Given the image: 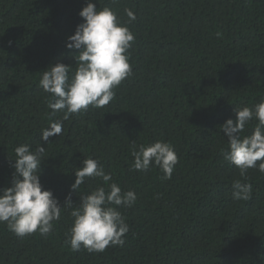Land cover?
I'll list each match as a JSON object with an SVG mask.
<instances>
[{
  "label": "trees",
  "instance_id": "1",
  "mask_svg": "<svg viewBox=\"0 0 264 264\" xmlns=\"http://www.w3.org/2000/svg\"><path fill=\"white\" fill-rule=\"evenodd\" d=\"M87 2L0 0V191L11 186L15 148L43 145V188L61 206L71 195L76 207L81 195L107 187L96 177L71 187L82 161L95 158L109 183L137 194L133 206L119 207L129 231L123 246L72 251L71 208L45 235L18 237L0 222V264H264V173L250 168L242 179L221 151V125L235 119L234 108L264 98V0H93L121 23L125 9L135 13L132 74L105 107L63 120L39 80L56 63L75 69L78 50L66 45ZM57 120L62 132L45 142L42 131ZM157 140L178 155L170 179L156 166L132 167L133 146ZM236 179L251 184L250 200L233 198Z\"/></svg>",
  "mask_w": 264,
  "mask_h": 264
},
{
  "label": "clouds",
  "instance_id": "2",
  "mask_svg": "<svg viewBox=\"0 0 264 264\" xmlns=\"http://www.w3.org/2000/svg\"><path fill=\"white\" fill-rule=\"evenodd\" d=\"M128 21L121 23L116 11L110 7L98 10L93 0H88L79 15L83 22L77 25L73 35L68 37L66 47L78 50L76 67L56 63L42 71L39 84L51 94L48 107L53 112H63V120L72 114L87 111L89 106L100 109L115 98V89L132 74L129 49L135 34L129 24L136 20L131 9H125ZM76 53V54H77ZM70 73H72L70 77ZM235 119L229 118L221 125L226 134L228 149H222L225 161L239 169V175L246 179L250 168L264 173V98L253 106L234 108ZM257 120L253 132L244 135L246 126ZM62 120L51 122L42 131L41 139L49 141L52 135L62 132ZM15 169L10 187L0 191V222L18 237L39 231L48 234L53 222L61 218L62 210L71 208L73 223L66 241L72 251L81 248L88 252H103L109 246H123L129 225L119 207H131L137 200L134 190L122 191L117 183H109L112 175L106 173L95 158H86L74 172L73 190H78L86 178H100L105 186H97L90 193L81 195L79 205L73 207L71 195L65 198L63 206L49 189H44L39 178L43 145L31 150L29 144L15 148ZM134 163L138 171H147L156 166L170 179L178 155L174 146L167 141L157 140L152 144L134 145ZM259 162V164L257 163ZM232 196L236 200L251 199L252 186L236 179L232 184Z\"/></svg>",
  "mask_w": 264,
  "mask_h": 264
}]
</instances>
